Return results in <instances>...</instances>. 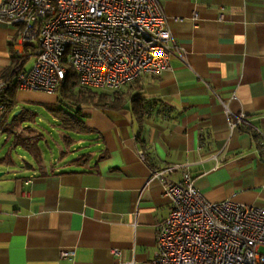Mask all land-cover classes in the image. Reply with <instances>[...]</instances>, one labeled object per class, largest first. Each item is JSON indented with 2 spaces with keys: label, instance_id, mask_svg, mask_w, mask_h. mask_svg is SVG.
I'll return each mask as SVG.
<instances>
[{
  "label": "crops",
  "instance_id": "1",
  "mask_svg": "<svg viewBox=\"0 0 264 264\" xmlns=\"http://www.w3.org/2000/svg\"><path fill=\"white\" fill-rule=\"evenodd\" d=\"M159 2L174 47L168 67L126 85L121 108L82 105L88 145L74 152L67 139L64 168L27 150L20 170L0 167V264H148L170 208L161 182L148 181L152 168L176 166L174 180L189 171L210 200L264 207V0ZM31 53L0 21V74L13 55L29 67ZM227 109L243 112L253 133L231 127Z\"/></svg>",
  "mask_w": 264,
  "mask_h": 264
},
{
  "label": "built area",
  "instance_id": "2",
  "mask_svg": "<svg viewBox=\"0 0 264 264\" xmlns=\"http://www.w3.org/2000/svg\"><path fill=\"white\" fill-rule=\"evenodd\" d=\"M0 21L14 25L18 46L33 54L29 67L23 59L14 67L20 90L55 93L69 69L79 85L117 90L167 68L174 48L159 0H3ZM5 87L1 81L0 93ZM4 108L0 104V111ZM226 114L231 127L253 133L243 112L227 109ZM139 155L148 162L143 152ZM175 169L152 168L148 179L161 182L170 203L157 225V252L148 264H264V207L210 200L189 171L171 179ZM111 252L121 254L117 247ZM73 254L63 250L60 256Z\"/></svg>",
  "mask_w": 264,
  "mask_h": 264
},
{
  "label": "rangeland",
  "instance_id": "3",
  "mask_svg": "<svg viewBox=\"0 0 264 264\" xmlns=\"http://www.w3.org/2000/svg\"><path fill=\"white\" fill-rule=\"evenodd\" d=\"M31 64V60L28 62ZM128 86V85H127ZM127 86L117 90L110 89H98L110 94V98L122 94L127 89ZM78 88V87H77ZM85 90V89H84ZM29 91L21 94V101L17 100L11 111L8 113V121H11L15 116L16 111L23 112V118L19 120V126L16 131L22 132L24 135H36L41 133L43 135L41 142H39L40 151L42 153V162L44 166H50L55 168H64L68 160L62 159L59 156V151L65 147V140L69 139L72 142L74 152L79 149H85L88 145L87 140L89 139L86 134L81 135L78 129H63L62 119L56 117L50 110L51 105H56L57 108L63 112H73L79 107L73 105L69 100L64 102H58V95L60 89L55 93H45L42 91L25 90ZM76 106V107H75ZM82 107V105L80 106ZM26 127H30L28 131ZM84 136V137H83ZM13 138L9 137L6 139V134L0 135V167L2 171L6 172V175L20 170L21 166L24 165L28 156H24L25 149L18 145H13ZM8 155L9 160L5 159ZM260 251H264L262 247Z\"/></svg>",
  "mask_w": 264,
  "mask_h": 264
},
{
  "label": "trees",
  "instance_id": "4",
  "mask_svg": "<svg viewBox=\"0 0 264 264\" xmlns=\"http://www.w3.org/2000/svg\"><path fill=\"white\" fill-rule=\"evenodd\" d=\"M19 59L21 58L13 55L10 66L0 74L1 80L6 83L4 91L0 93V104H5L4 110L0 111V133L6 134V138L12 137L14 145L21 146L38 160L40 155L39 142H41L43 135L41 133H37L36 135H29L30 133H28L24 135L22 132L16 131L19 126V120L24 117L23 112L25 111H20L17 116L8 121V113L14 104L17 103L16 91L18 90V86L14 67ZM58 89H60L58 102L69 100L73 105L79 106H75L77 109L73 112H63L56 107L57 104L51 105L50 110L56 117L62 119V128L65 130L69 128L78 129L79 131L88 130L80 116L81 105L116 109L123 106L122 94L110 98V94L107 92L79 85L76 73L72 69L68 70L64 83ZM26 128L28 131L31 130L30 127ZM65 141L68 140L66 139Z\"/></svg>",
  "mask_w": 264,
  "mask_h": 264
},
{
  "label": "water",
  "instance_id": "5",
  "mask_svg": "<svg viewBox=\"0 0 264 264\" xmlns=\"http://www.w3.org/2000/svg\"><path fill=\"white\" fill-rule=\"evenodd\" d=\"M20 113V111H16L15 113H14V115H17V114H19ZM1 175H3V172L2 171H0V176Z\"/></svg>",
  "mask_w": 264,
  "mask_h": 264
}]
</instances>
